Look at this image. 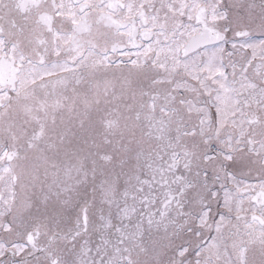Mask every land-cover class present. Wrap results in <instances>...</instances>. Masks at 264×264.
<instances>
[{"label": "snow or ice", "instance_id": "1", "mask_svg": "<svg viewBox=\"0 0 264 264\" xmlns=\"http://www.w3.org/2000/svg\"><path fill=\"white\" fill-rule=\"evenodd\" d=\"M0 264H264V0H0Z\"/></svg>", "mask_w": 264, "mask_h": 264}]
</instances>
